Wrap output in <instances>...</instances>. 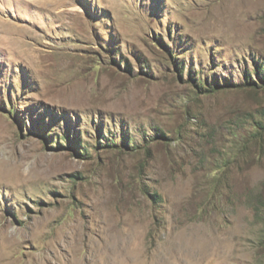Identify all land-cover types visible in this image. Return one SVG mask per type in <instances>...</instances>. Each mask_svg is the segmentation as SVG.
<instances>
[{"label":"rangeland","instance_id":"obj_1","mask_svg":"<svg viewBox=\"0 0 264 264\" xmlns=\"http://www.w3.org/2000/svg\"><path fill=\"white\" fill-rule=\"evenodd\" d=\"M6 163L0 264H264V0H0Z\"/></svg>","mask_w":264,"mask_h":264},{"label":"bare ground","instance_id":"obj_2","mask_svg":"<svg viewBox=\"0 0 264 264\" xmlns=\"http://www.w3.org/2000/svg\"><path fill=\"white\" fill-rule=\"evenodd\" d=\"M21 176H19L18 174H17V176H15V173L13 172V169H12V166H10L9 164H4L3 165V169L0 171V178H3V180H5L6 178H8V180L7 181H14L13 183H15L16 181V183L15 184H17L18 183V180H22L21 178H20ZM72 222V221H71ZM3 224H2V226L4 227V229L6 230V229H10V227L12 226V224L11 223H8L7 221H3L2 222ZM74 223V222H73ZM73 223H71V225L69 226V228L70 229H72L73 231H74V233L73 234H77V232H76V230H78L77 229V225H74ZM67 224V223H66ZM68 224H69V222H68ZM119 226V223L118 224H116L115 226ZM67 227H68V225H67ZM69 229V230H70ZM7 231V230H6ZM17 232H19V230H16ZM68 231V230H67ZM71 231V230H70ZM118 232V231H117ZM121 232V233H120ZM119 233H120V240L119 241H121L120 243H119V241H118V243L119 244H116L115 242V246H125V245H127L128 244V242H127V239L128 238H126V235L122 232V230L120 229V231H119ZM79 234V233H78ZM117 240H118V238H117ZM111 241V240H110ZM113 241V240H112ZM113 243V242H112ZM113 243V244H114ZM144 249V248H143ZM113 251H115V250H113ZM105 252H111V248L109 247V246H106L105 247ZM81 255V254H80ZM156 255V254H155ZM82 256V255H81ZM156 257V256H155ZM137 259V258H136ZM145 259V258H144ZM154 260V259H153ZM43 262L44 261H41L40 263H38V264H43ZM46 262H49V260H47ZM136 262H140L141 264H147L145 261H141V260H139V261H136ZM117 263V262H116ZM115 263V264H116ZM74 264H83L82 263V259L81 258H79V257H76V259H75V263ZM111 264H114V262L113 263H111Z\"/></svg>","mask_w":264,"mask_h":264}]
</instances>
